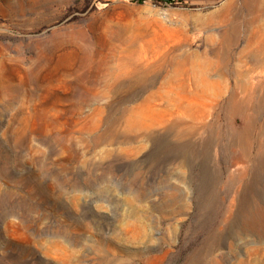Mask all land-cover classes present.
<instances>
[{"label":"rangeland","instance_id":"rangeland-1","mask_svg":"<svg viewBox=\"0 0 264 264\" xmlns=\"http://www.w3.org/2000/svg\"><path fill=\"white\" fill-rule=\"evenodd\" d=\"M0 264H264V0H0Z\"/></svg>","mask_w":264,"mask_h":264},{"label":"bare ground","instance_id":"bare-ground-1","mask_svg":"<svg viewBox=\"0 0 264 264\" xmlns=\"http://www.w3.org/2000/svg\"><path fill=\"white\" fill-rule=\"evenodd\" d=\"M201 64H202L203 68L207 67V65H208L207 58H206V60H203Z\"/></svg>","mask_w":264,"mask_h":264}]
</instances>
